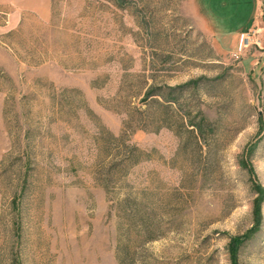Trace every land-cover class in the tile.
I'll return each mask as SVG.
<instances>
[{
	"label": "rangeland",
	"instance_id": "1",
	"mask_svg": "<svg viewBox=\"0 0 264 264\" xmlns=\"http://www.w3.org/2000/svg\"><path fill=\"white\" fill-rule=\"evenodd\" d=\"M196 80L180 111L199 109L213 133L196 139L171 119L129 136L148 156L125 191L148 202L155 240L124 264H264V0H51L46 16L0 6V264H117L127 237L91 139L97 126L118 136L148 87Z\"/></svg>",
	"mask_w": 264,
	"mask_h": 264
},
{
	"label": "trees",
	"instance_id": "2",
	"mask_svg": "<svg viewBox=\"0 0 264 264\" xmlns=\"http://www.w3.org/2000/svg\"><path fill=\"white\" fill-rule=\"evenodd\" d=\"M201 83L202 81L196 80L174 87H148L140 100L141 107L133 109V116L125 114L122 130L118 136H114L104 127L97 126L96 136L91 139L96 151L94 156L95 180L107 196L112 198V207L116 214L119 213L121 216L119 220L121 219L124 223V233L127 237V241H123L122 245L117 244L115 251L117 264L134 262L136 256L142 253L144 245L155 240L154 229L149 223L148 202L125 191L128 186L124 184V178L132 167L146 161L148 156L147 153L130 143L129 136L136 130L156 133L161 129H171L169 124L171 119L178 121L196 139L202 138L204 134L213 133V125L199 109L195 111L188 109L183 113L180 111L179 97L186 92L190 95H197ZM83 108L86 116L94 121L92 118L95 116L85 103ZM152 110L154 112L150 113ZM192 112H195L194 115ZM22 154L25 155V165L28 168V153L25 150ZM20 160H22L21 156ZM26 183V176L19 178L17 186L20 192L14 195L8 206L12 212L9 222L15 238L19 237L20 200L26 190ZM121 191L124 194L119 197L116 192ZM2 217L3 213H1ZM142 238L143 240L140 241ZM246 239V235L231 239L229 244L231 257L235 256ZM9 261L11 264H19V258L15 254L10 255Z\"/></svg>",
	"mask_w": 264,
	"mask_h": 264
},
{
	"label": "crops",
	"instance_id": "3",
	"mask_svg": "<svg viewBox=\"0 0 264 264\" xmlns=\"http://www.w3.org/2000/svg\"><path fill=\"white\" fill-rule=\"evenodd\" d=\"M50 1L51 0H18V2L13 4L11 2L7 3V1L5 0H0V6L3 7L9 5H16L17 8H24V10H31L39 15L46 16V14H48L50 10ZM12 19H15V17H12L11 20Z\"/></svg>",
	"mask_w": 264,
	"mask_h": 264
}]
</instances>
